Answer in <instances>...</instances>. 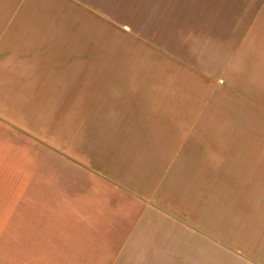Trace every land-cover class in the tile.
<instances>
[{
    "label": "crops",
    "instance_id": "crops-1",
    "mask_svg": "<svg viewBox=\"0 0 264 264\" xmlns=\"http://www.w3.org/2000/svg\"><path fill=\"white\" fill-rule=\"evenodd\" d=\"M0 264H264V0H0Z\"/></svg>",
    "mask_w": 264,
    "mask_h": 264
},
{
    "label": "rangeland",
    "instance_id": "rangeland-1",
    "mask_svg": "<svg viewBox=\"0 0 264 264\" xmlns=\"http://www.w3.org/2000/svg\"><path fill=\"white\" fill-rule=\"evenodd\" d=\"M138 2V1H137ZM141 3V2H140ZM137 4V3H136Z\"/></svg>",
    "mask_w": 264,
    "mask_h": 264
}]
</instances>
